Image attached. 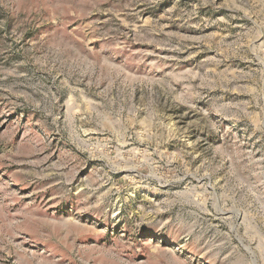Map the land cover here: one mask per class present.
<instances>
[{
	"label": "rangeland",
	"instance_id": "rangeland-1",
	"mask_svg": "<svg viewBox=\"0 0 264 264\" xmlns=\"http://www.w3.org/2000/svg\"><path fill=\"white\" fill-rule=\"evenodd\" d=\"M0 264H264V0H0Z\"/></svg>",
	"mask_w": 264,
	"mask_h": 264
}]
</instances>
